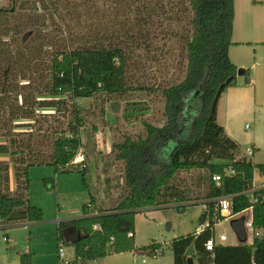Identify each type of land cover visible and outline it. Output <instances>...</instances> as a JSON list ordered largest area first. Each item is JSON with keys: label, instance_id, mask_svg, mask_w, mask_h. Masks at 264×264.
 <instances>
[{"label": "trees", "instance_id": "obj_1", "mask_svg": "<svg viewBox=\"0 0 264 264\" xmlns=\"http://www.w3.org/2000/svg\"><path fill=\"white\" fill-rule=\"evenodd\" d=\"M89 1L10 0L9 7H0V136L11 137L9 148L0 144V155L14 158L17 182V190L11 191L9 169L0 167V226L42 221V210L29 198L30 170L48 165L62 174L76 170L89 193L84 217L60 223L58 234V243L73 245L82 264L135 252L134 237L128 235L135 236V217L143 210L174 206L181 212L200 202L206 206L200 220L207 225L199 233L173 239L174 264H188L187 250L193 244L198 264H264V189L254 192L255 172L264 177V165L237 159L239 145L227 140L217 121L219 100L234 86L239 71L244 86L251 87L250 71L238 68L230 58L231 47L241 45L233 43L235 0H187L193 34L185 43L186 76L162 90L165 120L160 127L145 123L143 135L125 136L122 143L112 145L116 161L125 166V193L105 211L96 209L85 183L87 165L85 170L67 166L83 146L85 121L76 102L129 91L130 70L141 61L136 37L143 34L125 27L117 34L102 25ZM127 3L122 0L121 6L131 11ZM141 89L145 88L136 90ZM45 111L72 115L65 131H52L46 156L34 150L32 136L27 142L11 136L17 129H28L37 113ZM217 175L218 183L213 181ZM45 184L49 190L56 188L54 180ZM223 198L230 200L232 217L252 209L254 228L261 236L248 244L245 219L237 217L232 228L240 244L219 243L209 253L206 244L215 240V227L226 220L220 209ZM68 230L82 239L71 244L64 239ZM141 251L157 258L163 245L153 243ZM31 256L22 254L20 263L32 264Z\"/></svg>", "mask_w": 264, "mask_h": 264}, {"label": "rangeland", "instance_id": "obj_2", "mask_svg": "<svg viewBox=\"0 0 264 264\" xmlns=\"http://www.w3.org/2000/svg\"><path fill=\"white\" fill-rule=\"evenodd\" d=\"M128 1L130 3L127 5L131 7V11L128 9L124 11L121 6L122 0L89 1L99 13L102 25L111 27L117 34L124 31L123 27L132 29L130 31L134 33L140 31L143 34L136 37L140 39L137 53L141 61L130 70L133 76L129 91L117 97L102 95L76 102L85 121L81 134L83 146L79 152L89 168L85 183L91 187L94 204L100 211L113 208L124 195L125 166L116 161L113 147L110 148L104 138L98 140L97 135L101 133V137L113 140L114 145L122 143L125 136L137 138L143 135L145 123L156 127L164 123L162 90L176 85L185 78L187 73L185 43L193 34L192 14L189 12L187 0H145V4L144 0ZM253 3L254 0H235L233 43L242 38L248 30L253 33L251 30L253 26L244 23L251 18H259L257 25L254 26L257 37L255 39L264 40V7L255 9L262 10L263 15L256 17L255 13L247 11V6L253 8ZM9 5L10 0H0V7L5 8ZM231 49L232 58L245 64L250 71L251 89L237 86V83L238 85L245 83V78L238 75L233 87H240L245 91L243 97L234 95L235 91H231L234 89L230 87V91L225 93L221 100L225 106L219 105L217 121L225 128L227 140L239 145L237 159H246L254 166L264 165V45H233ZM140 86L145 89L136 90ZM70 120H72L70 114L64 116L63 113L59 115L52 111L40 112L37 113L36 120L31 122V128L17 129L11 136L13 135L16 141L23 139L26 142L32 136L34 150L46 156L50 152L47 140L52 137V131H65ZM10 138L0 136V144H5L9 148ZM10 150L14 151V148ZM25 154L19 159L25 158ZM13 159L10 154L0 155V167L9 169V188L14 192L17 190V182ZM59 177H71V181L60 180L58 183ZM30 178V202L42 210L43 219L30 224L16 222L0 226V264H21L20 256L29 253L32 255V264H62L58 255L60 243L56 221L84 217L83 208L87 202L89 203V193L82 175L76 170L62 174L57 173L54 166H34L30 170ZM50 180L55 181V189L49 190L45 186V181ZM260 189H264V177L256 171L254 192ZM249 195L252 196V193ZM205 211L203 202L181 212L174 206L145 209L135 217L134 241L137 250L110 255L94 264H174L171 242L175 238L200 232L205 226L200 220ZM222 216L226 220L219 222L214 229L217 244L238 246L240 239L232 228L233 220L227 219L229 218L227 213ZM243 216V219H249L251 212L247 211ZM247 234L248 243L251 244L253 237L249 232ZM222 236L227 240L222 241ZM5 237L8 238V242L4 241ZM70 237H75L71 231L68 233V239ZM153 243L163 245V253L157 258H152L145 251H141ZM63 250L67 261L75 259L73 245H65ZM187 255L198 264L194 244L187 250Z\"/></svg>", "mask_w": 264, "mask_h": 264}, {"label": "crops", "instance_id": "obj_3", "mask_svg": "<svg viewBox=\"0 0 264 264\" xmlns=\"http://www.w3.org/2000/svg\"><path fill=\"white\" fill-rule=\"evenodd\" d=\"M258 3L257 4H254L253 3V5H252V7L253 8H249L248 6H247V11H252L253 13H255V15H256V17H261V16H263L261 13H262V10H255V9H263V7H264V0H256ZM249 12V13H250ZM236 17V16H235ZM258 21H259V18H257V19H253V18H251V19H249V20H246L244 23L248 26H253L252 28H251V30H252V32L253 33H251V31L250 30H248L247 32H246V34H244L243 35V37L242 38H239V40H237L236 42H235V44L237 43V44H241V45H245V46H253V45H258V44H262V45H264V40H262V41H260V40H258V39H255V38H257L256 37V30H255V27L254 26H256L257 25V23H258ZM235 22V21H234ZM233 31L235 32V30L233 29ZM233 36H234V34H233ZM260 38V37H259ZM230 58H231V61H232V63H234L238 68H240V69H245V70H247V68H246V66H245V64H241L240 62H238L237 60H234L233 58H232V49H231V51H230ZM238 79V78H237ZM237 86H240V87H244V88H247V90H249V89H251V87H245L244 86V84H241V85H238V83H237ZM233 87V86H232ZM240 87H237V88H235V87H233V88H231V89H234V90H231V91H235V93H234V95H236V96H238V97H243V94H244V92L245 91H243ZM228 91H230V88L229 89H227L225 92H224V94L225 93H227ZM224 94L221 96V98H220V100H219V103H218V106L219 105H223V106H225V104H222V102H221V100H222V98L224 97ZM237 97V98H238ZM237 98H235V100H237ZM219 108H220V106H219ZM219 108H218V111H219ZM225 129V128H224ZM225 132H226V130H225ZM97 135V134H96ZM100 138H104L105 140V142H106V144L111 148V146H112V141L113 140H111V139H109V138H107V137H101V133H100V135H97V139L99 140ZM105 144V143H104ZM112 152V151H111ZM110 152V153H111ZM108 154V153H107ZM253 155V154H252ZM69 179V181H71V177H67V178H61V177H59L58 178V180H57V182L58 183H60V180H62L63 182H65V181H67ZM60 194V193H59ZM60 195H62V194H60ZM88 203V202H87ZM86 203V204H87ZM60 207H61V205H60ZM205 210H206V206H205ZM62 210H59V212H61ZM246 212H244L243 214H245ZM243 214H239V215H237V216H234V217H230L229 219H232V220H234L235 218H237V217H242L243 216ZM83 218V217H82ZM82 218H79V219H82ZM72 220H77V219H68V220H64V221H61V220H57L56 221V223L58 224V234H59V227H60V223H67L68 221H72ZM34 223V222H33ZM206 225L207 224H205V226H204V228L206 227ZM204 228H202V230L204 229ZM202 230H200V231H202ZM73 232L72 230H68L66 233H65V235H64V239L65 240H70V239H68V233L69 232ZM199 233V232H198ZM248 235V234H247ZM135 237H136V232H135V236H134V239H135ZM6 239H8L7 237H5ZM71 238V237H70ZM70 242V241H69ZM222 244V243H221ZM249 244V243H248ZM224 245V244H223Z\"/></svg>", "mask_w": 264, "mask_h": 264}, {"label": "built area", "instance_id": "obj_4", "mask_svg": "<svg viewBox=\"0 0 264 264\" xmlns=\"http://www.w3.org/2000/svg\"><path fill=\"white\" fill-rule=\"evenodd\" d=\"M250 154L252 155V153H250ZM67 166L68 167H70V166L80 167L82 170H85L87 168L85 158L83 156H80V155L76 156V158H74V160L71 161ZM220 179L221 178L218 175L213 177V181L216 183H218L220 181ZM251 193L253 194L254 192H251ZM219 201H220L221 214L223 215L224 213H227V214H229L228 217L230 218L231 214H232V207H231L230 200L227 198H223V199H220ZM252 211H253L252 209L248 210V212H251V216L249 219H245L244 225H245L246 232L247 233L249 232L253 238L254 237L257 238V237L261 236V232L258 230L256 231L254 228V219L252 217ZM241 214H243V213H241ZM229 218H227V219H229ZM243 218H244V216H243ZM128 236L130 238L134 237L133 233H129ZM221 238H222V241L227 240V238L225 236H222ZM4 241L8 242V239L5 238ZM217 245L218 244H217L216 240L209 241L205 246L206 251L209 253H213L214 249ZM64 246H65L64 243H60V247H59L60 249L58 252L59 259L62 262V264H72L74 261H78V263L82 264V261L80 259H76V257H75V259H73L71 261H67L66 256H65V252L63 250ZM88 264H94V262H89Z\"/></svg>", "mask_w": 264, "mask_h": 264}, {"label": "water", "instance_id": "obj_5", "mask_svg": "<svg viewBox=\"0 0 264 264\" xmlns=\"http://www.w3.org/2000/svg\"><path fill=\"white\" fill-rule=\"evenodd\" d=\"M239 76H243V72L242 71H239L238 73ZM82 237L80 234H78L76 237H71L70 238V242L71 244H75L77 240H81ZM188 264H195L194 260L193 259H188Z\"/></svg>", "mask_w": 264, "mask_h": 264}]
</instances>
